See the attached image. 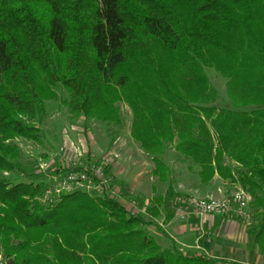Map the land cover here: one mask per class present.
<instances>
[{
  "label": "trees",
  "instance_id": "trees-1",
  "mask_svg": "<svg viewBox=\"0 0 264 264\" xmlns=\"http://www.w3.org/2000/svg\"><path fill=\"white\" fill-rule=\"evenodd\" d=\"M227 79L226 107L205 68ZM122 123L170 180L173 148L251 196L249 227L264 252V0H0V253L13 264H236L164 247L148 222L111 194L86 191L42 202L46 184L16 182L22 150L43 142L47 102ZM215 134V135H214ZM237 162L241 167H235ZM64 171H66L64 169ZM4 172L11 173L5 176ZM238 175V178H237ZM150 209L159 216L166 198Z\"/></svg>",
  "mask_w": 264,
  "mask_h": 264
},
{
  "label": "rangeland",
  "instance_id": "rangeland-1",
  "mask_svg": "<svg viewBox=\"0 0 264 264\" xmlns=\"http://www.w3.org/2000/svg\"><path fill=\"white\" fill-rule=\"evenodd\" d=\"M205 70L213 85L218 89L219 99L217 105L219 107L228 106L230 100L227 96V79L214 68L206 67ZM57 91L59 99L47 102V114L42 122L39 123L44 136L43 142H35L20 137L15 139L23 153L20 160L23 170L12 174L14 181L29 182L35 180L43 184H49L52 175L60 174L64 172V169H71L80 163L89 161L103 164L106 168L107 176L112 178V182L115 177L113 178L109 167L115 162H120V164L125 166V163L130 159L131 164L133 163V168H135L134 158H138V156L135 154V157L131 156L129 158L130 155H127L124 150L133 122V113L128 104L119 103L122 114L121 124H107L97 120H87L84 116H74L69 108L63 104V100L69 97L68 92L61 85L58 86ZM119 138H121V141L116 142ZM125 154L128 156L127 161H125ZM142 155L145 158L142 165L149 171L147 175L149 183L158 184V186L164 188L167 187V184L161 183L157 177L152 175L154 164L151 158L145 152ZM138 160L141 159L138 158ZM165 161L175 181V191L171 197L173 209L183 206L184 210H186L188 201L193 196L213 195L211 192L213 184L205 187L199 181V166L190 161H185L173 148H168ZM44 164H47V167L45 166L46 170L43 169ZM232 165L241 167L237 162H233ZM4 174L5 176L11 175L8 172H4ZM214 187L217 188L216 184ZM238 187L240 186L237 182L230 183L229 185H224L223 190L228 193ZM123 193L120 191L119 196L125 197L126 195ZM92 194L103 196L108 194V192L100 189L95 193L92 192ZM214 195L216 197L220 196ZM119 196L117 193L114 197L119 199ZM129 202L136 208V211H139L140 218L150 225L154 224L156 219L150 209L151 203H147L146 197L141 199L131 195ZM251 209L252 215H250V218H240L248 229L256 218V211L253 205ZM222 214L230 215V213ZM232 216L234 215L232 214ZM150 225H147V229L152 234L154 233V228Z\"/></svg>",
  "mask_w": 264,
  "mask_h": 264
},
{
  "label": "crops",
  "instance_id": "crops-1",
  "mask_svg": "<svg viewBox=\"0 0 264 264\" xmlns=\"http://www.w3.org/2000/svg\"><path fill=\"white\" fill-rule=\"evenodd\" d=\"M119 141H121V138L116 142ZM124 150L127 155H130L129 158L131 156L135 157L136 154L141 160L134 158L135 168H133V163L131 164L129 158L127 161L128 156L125 154V161H127V163L124 162L125 166L120 164V162L112 164L109 167L113 178L115 177L112 187L117 191L118 196L120 191L124 192L123 194L126 196H119V200L124 203L132 214L140 217L139 211H136V208L129 202L131 195L141 199L146 197L147 203L150 202L152 204L157 194H167L170 185L174 192L175 181L171 173L169 181L159 180L161 183L168 185L165 188L158 186V184L149 183L147 178L149 171L142 165L145 159L142 155L144 151L139 143L132 138L131 132L129 133V138H127ZM153 170L152 175L155 176ZM155 177L159 179L158 176ZM199 181L201 183L200 179ZM229 182L216 174L210 183H201V185L207 187L212 184L215 186L216 184L217 188L212 185L213 189L211 192L213 195H219L221 194L220 191H225L223 190L224 185H229L231 183ZM173 192L166 198V202L164 201L161 207L158 206L159 216H155L151 210L156 219L154 224H149L154 228V233L152 234L156 236L164 247H176L187 255L232 261L236 264H264V252L254 243L249 234V229L243 220L240 219L241 217L234 213H230L231 216L217 213L204 218H197L191 213L189 205L186 210H184L183 206L173 209L171 200ZM232 214L237 218L232 216Z\"/></svg>",
  "mask_w": 264,
  "mask_h": 264
},
{
  "label": "built area",
  "instance_id": "built-area-1",
  "mask_svg": "<svg viewBox=\"0 0 264 264\" xmlns=\"http://www.w3.org/2000/svg\"><path fill=\"white\" fill-rule=\"evenodd\" d=\"M46 165L43 166L44 170ZM105 169L103 164L89 161L52 175L51 181L44 188L42 202L53 205L65 194L76 191L95 193L100 189L115 196L117 191L112 187V178L107 176ZM220 192V196L217 197L215 195L191 197L188 201L191 213L197 218L217 213H234L244 219L250 218L249 203L252 198L243 187L228 193ZM0 264H7L1 253Z\"/></svg>",
  "mask_w": 264,
  "mask_h": 264
},
{
  "label": "water",
  "instance_id": "water-1",
  "mask_svg": "<svg viewBox=\"0 0 264 264\" xmlns=\"http://www.w3.org/2000/svg\"><path fill=\"white\" fill-rule=\"evenodd\" d=\"M14 262L13 261H9L8 264H13Z\"/></svg>",
  "mask_w": 264,
  "mask_h": 264
},
{
  "label": "bare ground",
  "instance_id": "bare-ground-1",
  "mask_svg": "<svg viewBox=\"0 0 264 264\" xmlns=\"http://www.w3.org/2000/svg\"><path fill=\"white\" fill-rule=\"evenodd\" d=\"M8 264V263H7Z\"/></svg>",
  "mask_w": 264,
  "mask_h": 264
}]
</instances>
